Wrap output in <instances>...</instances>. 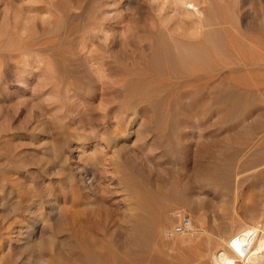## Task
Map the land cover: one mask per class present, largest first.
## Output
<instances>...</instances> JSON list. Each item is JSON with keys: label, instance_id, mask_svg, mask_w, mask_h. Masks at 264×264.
I'll use <instances>...</instances> for the list:
<instances>
[{"label": "rangeland", "instance_id": "374dc122", "mask_svg": "<svg viewBox=\"0 0 264 264\" xmlns=\"http://www.w3.org/2000/svg\"><path fill=\"white\" fill-rule=\"evenodd\" d=\"M182 30L199 32L188 39ZM27 43L38 49L23 53ZM5 53L0 78L16 73L22 79L18 89L0 80V134L11 136L0 156V224L13 221L16 227L15 233L2 232L5 253L18 249L16 264H75L68 260L80 250L75 231L102 238L94 219L100 206L91 194L86 201L82 187L95 180L100 193L114 189L108 198L114 234L98 252L104 256L109 246L127 264H186L190 248L184 241L193 232L172 235L174 211L182 209L191 221L195 211L173 186L164 191L163 185L173 179L179 142L194 137V114L210 106L209 77L219 74L214 78L222 77L220 83L224 77L217 89L237 103L225 104V110L257 107H245L237 97L258 91L248 88L252 80L264 82V0H0V55ZM257 104L264 105L259 99ZM95 163L100 174L91 171ZM44 186L56 200L53 219L50 203L31 201ZM79 196L82 204L75 207ZM60 211L66 219L55 218ZM43 212L48 219L39 216ZM134 217L145 218V228L156 233L128 235ZM9 237L19 242L10 247Z\"/></svg>", "mask_w": 264, "mask_h": 264}, {"label": "bare ground", "instance_id": "6f19581e", "mask_svg": "<svg viewBox=\"0 0 264 264\" xmlns=\"http://www.w3.org/2000/svg\"><path fill=\"white\" fill-rule=\"evenodd\" d=\"M182 10H183V8H182ZM24 22H26V21H24ZM171 22H172V20H171ZM200 24H202V23H200ZM220 24H221V22H220ZM196 27L198 28L200 26L196 25ZM180 28L182 29V26ZM203 31H204V29H203ZM180 32L183 35H185L186 37H188V39H192L193 37L198 35L199 31H196V30H194L192 32L190 31L191 33H189V34L186 33V30H182ZM183 39H185V38H183ZM196 41H197V39H196ZM213 42H215V41H213ZM254 46L255 45H253V47ZM19 47L21 48L22 46H19ZM21 49H23V53H24L26 51V50L24 51V49H27L26 52H30V50L35 51L38 48H36L34 46L29 48L28 43H27ZM21 49H19V50H21ZM236 49H238V48H236ZM16 50L18 51L17 47H16L15 51ZM240 50H241V48H240ZM208 51H209V49H208ZM252 51L254 52V50H252ZM8 52H10V51H8ZM8 52H6V53H8ZM255 52L257 53L256 50H255ZM6 53L1 54L0 56H2L3 58H4V56H5V58H8L9 56ZM256 53H255V55H256ZM215 54H217V52ZM9 55H15V53L13 54L11 52ZM241 56H242V53H241ZM261 56H262V54H260L259 58ZM256 57H257V55H256ZM220 59L222 60V59H224V57L220 58ZM247 59L248 58H246V60ZM221 60H219V62ZM243 60H245V58ZM261 60H262V58H261ZM224 61H227V58ZM227 62H229V61H227ZM233 65H234V63H233ZM260 67H262V66H260ZM250 68H251V66L249 67V69ZM210 69H212V68H210ZM251 69H253V68H251ZM250 70H247V71L249 72ZM258 70H256V71H258ZM222 72H223V70H222ZM218 73H219V71H218ZM220 73H221V71H220ZM215 74H216V76L219 75L217 73H215ZM215 74H213V76L211 75L212 78L209 77L210 82H211V84H209V86H212L211 88L213 90L212 94L208 97L209 102H210V106L207 108H204L203 110L201 108V110L197 111L196 114H194L195 115L193 117V119H194L193 129L195 131L194 137H192L193 139L191 141H187V139H186V141L179 142V144L176 148V158H175L176 161H175V169H174L173 179H170L169 181L167 180L165 182V185H163V190L164 189L166 190L167 188L170 189V187L173 186L176 189V192L179 194V200L187 203L188 206L192 210L195 211L194 220L191 221V224L189 227V230L193 232L192 234H190L192 237L188 240H185V238L183 239V241L185 240L184 242L187 245H189V248H190V250L188 249L190 251V253L186 252L188 254V256L186 257V264H264V121H263L264 120V105L260 106L259 104H257L258 99L260 101H262V103L264 104V82L260 83L259 81L258 82L256 81L257 84L258 83H260V84L254 85L253 80H252L251 86L250 87L246 86V87L251 88V89L253 87L254 89H256L258 91L257 92L255 91L256 92L255 93L252 90L249 93H247V92L243 93L244 96L242 94V96L239 95L237 97V98L241 97L240 100L244 101V103H246L245 107H248L247 105H249V104L250 105L254 104V106L256 104L257 105V107L255 106L256 108L253 106L254 108L250 107V108L240 109L237 111H232V110L229 111V110L224 109L226 107L225 104L228 105L231 101H233L232 100L233 96L231 98L229 96V94H225V92H226L225 90H222L223 92L225 91L224 93H222L221 91H218L220 89H217V86H221V88H222L221 84L224 83V82L222 83V81L224 80V77L220 83V79L222 77L221 78L217 77L219 80V81H217V78L216 77H215L216 79L214 78ZM228 74H229V72H228ZM258 75H259V73H258ZM8 76L9 75H7V77L5 76L4 78H0L2 83H5L6 85L13 86L12 89L13 88L18 89V87H20V86L17 85L16 82H20L22 79H19L16 73L10 77H8ZM200 80H202V78H200ZM213 80L216 82H213ZM217 82L220 83V85H218ZM249 83H250V81H249ZM252 83L254 86H252ZM15 86H17V87H15ZM230 91L231 90H229L227 92H230ZM242 91H244V90H242ZM234 93H236V92H234ZM237 93H239V91ZM236 94H234L235 95L234 97H236ZM203 98H205V97H203ZM235 101H236V99H235ZM202 102L203 101H201L200 103L202 104ZM233 103L237 104L234 101H233ZM244 103L242 102L240 104L242 105ZM199 108H200V106H199ZM10 138H11V136L6 134V133L4 134L2 132V134H0V156L3 154V152H2V149L4 148L2 146L3 143L4 144H6V142L8 143ZM14 157H15V155H14ZM45 166H46V164H45ZM93 166H92L93 168L91 171L97 169V172H99V174H100V171L98 170L99 167L97 168L96 163L93 164ZM86 168H85V170H87V172H88V169H86ZM89 169H90V167H89ZM80 170H81V168H80ZM84 174H87V173L85 172ZM99 174H97L98 178H99ZM80 175H82V172ZM88 175H90V174H88ZM95 175H96V173H93V176H95ZM78 176H79V174H78ZM80 178H81V176H80ZM96 179H97V177H96ZM101 179H102V175H101ZM89 180H90V177H89ZM83 181H84V179H83ZM88 181H86V182H88ZM94 181L95 180H93V182ZM99 181H101V180H99ZM79 182H81V180ZM93 182L90 181L88 184L83 183L84 185L82 184V187H84V189L87 190V193H86L87 195L85 194L86 195V201L88 202V201L92 200L90 197V194H91V196H94V200L92 202H94V204L100 206V209L98 208V210H96V214H94V219L97 220V222L99 221L101 225H100V228H98V227H97L98 229L96 228L97 231H95V230L94 231L101 234L102 238L99 236H97V237H93V236L79 237V236H77V231H75L76 232L74 234L75 241H76L77 245L80 247L79 248L80 250L76 254L74 252H72L73 255H71L69 257L70 259H68V260H70V261L73 260V262H75V264H127V261L120 256L117 257V255L114 254V250L112 248H110L109 246L106 248L107 250H106V254L104 256L96 250L99 246L105 244L104 243V239H106L105 237H107L109 235L112 236V233H113L110 231V226H112L114 228V207L112 205L108 204V198H111V196L114 195V189H108V187H107V189L102 190V192L100 193V191H99L100 189H97L95 187V185L93 184ZM256 182H258L259 184H260V182H262L260 184L261 186H258V187L255 186V188L252 187V185ZM101 185H102V183H101ZM109 185H107V186H109ZM97 186L99 187V185H97ZM110 187H111V185H110ZM40 189H42V188H40ZM48 189L49 188L46 189V187L43 188L41 191L38 189V192H33V195L31 194L30 197L33 198V199H31V201L34 200V197H37L36 199H38V201H40V202H43V203L48 204V205L50 203L51 208H49L50 211L48 213L50 214V217H51V213H54L53 212L54 210L52 211V207L55 208L54 203L56 204V200L54 199L53 196L51 197L49 195L50 191ZM46 190H48V191H46ZM81 190H82V188H81ZM47 192H49V194ZM103 192H107V193H103ZM21 195H23V194L21 193ZM83 195H84V193H83ZM166 195L169 199L172 198L171 195L169 194V190L166 192L165 196ZM23 196H25V195H23ZM27 196H28V193H27ZM27 196H25V197H27ZM81 197L82 196H79V197H75L73 199V201H74L73 206L76 207V206L80 205ZM154 198L157 199L156 206L159 207L158 206L159 205L158 204V198L156 196ZM154 198H153V200H154ZM22 200H24V198ZM28 201L30 202L29 197H28ZM36 207H38V206H36ZM19 209H21V208H19ZM24 209H26V208H24ZM26 211H27V209H26ZM45 212H46V210H45ZM45 212H43L42 214L40 213L39 216L41 218H45V214H44ZM62 213H63V216H62ZM66 214L67 213L60 211V213L55 215L56 216L55 218H58L57 220H61V219L64 220V219H66L65 217H67ZM22 215H23V213H22ZM39 216H37L36 219H38ZM73 218H76L75 214L73 215ZM45 219H48V218H45ZM51 219H53V216L51 217ZM94 219H92L91 221L94 222ZM156 219H157V217H156ZM130 220L132 221V226L129 228L130 232L128 233V235L134 236L136 231H137V234L139 236H144V237L153 236L156 233V231L152 233V230L145 228V225H147V220L145 218L144 219H138L137 217H134L133 219L131 218ZM3 221L5 222V220H3ZM3 221H1V222L3 223ZM15 222H17V221H15ZM18 224H20V223H18ZM16 225H17V223H16ZM93 226H94V224L92 225V227ZM162 228H163V226H162ZM15 229H16V227H15V224L13 223V221H12V223L11 222L9 224L7 223V225L0 224V264H16L14 256L16 257V255L18 254L17 253L18 249H17V252H14L15 250L14 251L10 250V251L5 253V250H4V246H5L4 241L5 240L2 239L3 230H4V232L9 230L11 232L14 231L12 233H15ZM52 229H53V227L48 225V231L51 232ZM56 229L58 232L61 231L60 226H57ZM12 233H10V234H12ZM172 235H180V234H172ZM127 236H126V239H127ZM9 239L10 240H8V241H10L9 242L10 247L15 246L16 245L15 243L19 242L18 240H17L18 242H16V239L14 240V238L9 237ZM8 241H6V242H8ZM167 244H168V242H167ZM18 245H20V244H18ZM46 245H48V244H46ZM123 245H125V244H123ZM28 246L29 247H27V249H26L27 253L30 252V255L34 256V252L32 251L33 250L32 248H34V247L30 246V245H28ZM47 249L48 248H46V251H47ZM20 251H19V253L22 252V251L21 252ZM141 254H143V253H141ZM35 261L36 260L28 259L27 264H36ZM183 261H184V259H183ZM47 262H48V259H47ZM49 262H48V264H49ZM131 264H160V263L158 262L157 259L146 262V263H144V261H142L141 259H137L134 263H131ZM161 264H163V263H161Z\"/></svg>", "mask_w": 264, "mask_h": 264}, {"label": "built area", "instance_id": "2783aa9c", "mask_svg": "<svg viewBox=\"0 0 264 264\" xmlns=\"http://www.w3.org/2000/svg\"><path fill=\"white\" fill-rule=\"evenodd\" d=\"M174 217L177 222L172 228V234H184L187 232L191 224L188 214L182 209H177L174 211Z\"/></svg>", "mask_w": 264, "mask_h": 264}]
</instances>
